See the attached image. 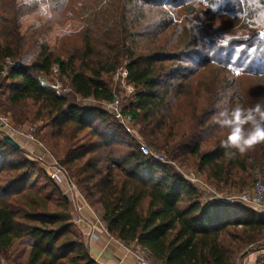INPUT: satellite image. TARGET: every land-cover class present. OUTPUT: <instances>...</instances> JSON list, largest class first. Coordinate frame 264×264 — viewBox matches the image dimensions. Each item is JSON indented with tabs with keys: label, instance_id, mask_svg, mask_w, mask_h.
I'll list each match as a JSON object with an SVG mask.
<instances>
[{
	"label": "trees",
	"instance_id": "trees-1",
	"mask_svg": "<svg viewBox=\"0 0 264 264\" xmlns=\"http://www.w3.org/2000/svg\"><path fill=\"white\" fill-rule=\"evenodd\" d=\"M47 2L40 13L35 3L0 0V113L15 124L42 122L40 140L106 233L152 262L232 264L249 247L263 249L264 212L201 201L169 166L143 156L102 103L123 67L133 87L123 110L151 148L216 189L246 186L253 169L264 181V142L243 154L225 148L228 130L216 123L236 92L238 105L264 106V0ZM30 49L37 52L25 64ZM6 60L19 63L2 76ZM53 67L68 94L41 82ZM19 241L28 243L25 264H98L69 199L37 161L0 139L6 261Z\"/></svg>",
	"mask_w": 264,
	"mask_h": 264
},
{
	"label": "built area",
	"instance_id": "built-area-1",
	"mask_svg": "<svg viewBox=\"0 0 264 264\" xmlns=\"http://www.w3.org/2000/svg\"><path fill=\"white\" fill-rule=\"evenodd\" d=\"M14 65H16V63L7 60L5 62V66L2 68L1 75L5 76L8 70ZM53 70L58 73L56 68H54ZM126 76L127 72L123 67L118 68L114 75L115 83L121 88V90H123L125 96L128 97L133 92V87L126 82ZM50 88L58 95H66L70 92L68 85L63 87L61 84L58 85L57 83H54L50 85ZM90 100L93 101L92 99ZM93 102L95 103V101ZM102 107L115 119L118 125L129 135V137L132 138L134 134V131L131 126L133 119L131 115L124 112L123 107L121 106L120 96L112 92L111 101L107 103H102ZM30 139L32 140L31 137ZM137 145L140 153L143 156L150 158L153 161L169 166L175 171V173L179 174L184 180H186L191 185V187L197 190L199 195L205 197V200L203 202L229 204L237 201L247 204L252 208L258 209V211L264 212V186L263 184H261V182L257 181L254 184L251 194L243 193L237 198L231 196H225L227 198H222L219 196L221 194L212 190L195 174H184L179 170V167H177L172 160L167 159L164 156L151 151V149L142 142L138 141ZM46 159L48 160L46 161ZM35 161L40 164L49 179L56 186L59 187L61 193L69 199L72 214L74 215V222L77 225L83 224L85 222V219L82 216V209L84 206H88L80 195L79 191L72 183L71 179L65 173L63 167L60 166V164L49 154L44 156V154L42 153L41 156L35 157ZM88 230L89 231L84 234L85 239L96 240L97 235L94 229L92 227H89ZM132 254L134 256V264H156L150 260L146 252L142 251L137 246H135V248L133 249Z\"/></svg>",
	"mask_w": 264,
	"mask_h": 264
},
{
	"label": "rangeland",
	"instance_id": "rangeland-1",
	"mask_svg": "<svg viewBox=\"0 0 264 264\" xmlns=\"http://www.w3.org/2000/svg\"><path fill=\"white\" fill-rule=\"evenodd\" d=\"M36 52H37L36 49L28 50V52H27V56L28 57L26 59H24V60L22 59V62L25 63V64H28L30 61H32L35 58ZM6 61H4L2 68L5 66V62ZM9 61L13 62V63H19L18 61H11V60H9ZM54 68H56V67L52 68V71H51L49 76H45V78L44 77H40L41 82L46 84V85H48V86H50V85H52L54 83H57L58 85L61 84L63 87L67 86L66 82L63 79H61L58 76V73H56L53 70ZM110 87H111V90H112L113 93L118 94V96H120L121 106L123 107L125 105V103H126L127 96H125L123 90H121V88L115 83V77L114 76H113V78H112V80L110 82ZM234 90H235V88H234ZM234 92H236V91H234ZM232 93H233V89H232ZM76 101H78L82 105H86V106L97 105L96 103H94L90 99L89 100L76 99ZM232 101H233L235 106L238 105L239 100L237 98V92L234 93V95L232 96ZM42 126H43V123L40 122V121L35 122V123L25 122V123H22V124H15L14 122H12V120L10 118V115L0 113V136H1L0 139H2V137L5 136V135L9 136L11 139H13L18 144L21 154L24 157H27V158H29L30 160H33V161H35V157L41 156L42 153L44 154V156L49 154L50 156L53 157L52 153H50V149L46 145V142L40 140V136L42 134H44L46 132V130H47L46 128H42ZM131 126H132V129L134 131V134H133L132 138L131 137L130 138H131V140L133 141L134 144L137 145L138 141L142 142L146 146H148L151 149V151H153V152H155L157 154H160L159 152H157L153 148H151L146 143V141L143 140L139 136V134L137 132L138 127H137V125H135V123L133 121H132ZM30 137L32 138V140L30 139ZM160 155H162V154H160ZM18 156H20V155H18ZM47 160L48 159H46V161ZM173 162L176 164L177 167H179V170L181 172H183L184 174H195L196 176L199 177L200 180L205 182L194 171L193 168L180 166L175 161H173ZM64 171L67 174V176L69 177L67 171L65 169H64ZM249 174H250L249 175L250 176V181L248 182V184L246 186H243V187H232V188L223 187L221 189H216L215 187L209 185L208 183H206V182L205 183L212 190H214L215 192L221 194L219 196L222 197V198H227L225 196H231V197L237 198L239 195H241L243 193L251 194L252 190H253V187H254V184L257 181L261 182V184H263V186H264V181H263L262 176H261V174H260L258 169H253ZM38 181H39V183L43 182L40 178L38 179ZM71 181L74 184L72 179H71ZM74 186H75V184H74ZM203 197L204 196L200 195V200L201 201L205 200V197L204 198ZM234 203L243 204L245 206H248V207L252 208L251 206H249L247 204H244V203H241V202H237L236 201ZM252 209H255V208H252ZM255 210L258 211V209H255ZM27 252H28V243L26 241H19V242L13 244V246L11 248V254H10V257H9V261H6L5 258L0 254L1 262H2V264H25ZM262 254H264V248L263 249H259L257 247H249L246 250L242 251L240 254L236 255L233 258V260H232V264H256L258 258H260V256Z\"/></svg>",
	"mask_w": 264,
	"mask_h": 264
},
{
	"label": "clouds",
	"instance_id": "clouds-1",
	"mask_svg": "<svg viewBox=\"0 0 264 264\" xmlns=\"http://www.w3.org/2000/svg\"><path fill=\"white\" fill-rule=\"evenodd\" d=\"M33 3L38 5L40 13L48 11L47 0H17L18 6ZM216 123L220 128L228 130L222 142L225 148L243 154L252 146L264 142V106L259 103L249 108L240 105L222 107L217 113Z\"/></svg>",
	"mask_w": 264,
	"mask_h": 264
},
{
	"label": "crops",
	"instance_id": "crops-1",
	"mask_svg": "<svg viewBox=\"0 0 264 264\" xmlns=\"http://www.w3.org/2000/svg\"><path fill=\"white\" fill-rule=\"evenodd\" d=\"M82 216L85 219L83 224L78 225L84 242L88 248L91 258L98 264H134V256L132 254L135 245L122 243L110 237L102 224L100 218L84 206ZM92 227L97 235L96 240L85 239L84 234L88 228Z\"/></svg>",
	"mask_w": 264,
	"mask_h": 264
},
{
	"label": "water",
	"instance_id": "water-1",
	"mask_svg": "<svg viewBox=\"0 0 264 264\" xmlns=\"http://www.w3.org/2000/svg\"><path fill=\"white\" fill-rule=\"evenodd\" d=\"M2 140L5 144L10 146L13 150H19L18 144L13 139H11L9 136L7 135L3 136Z\"/></svg>",
	"mask_w": 264,
	"mask_h": 264
}]
</instances>
